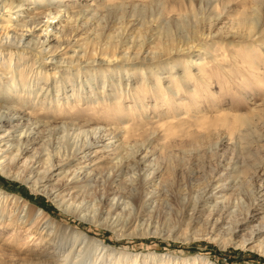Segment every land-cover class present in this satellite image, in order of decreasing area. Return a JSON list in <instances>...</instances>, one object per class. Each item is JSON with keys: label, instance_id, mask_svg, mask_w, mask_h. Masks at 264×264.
Here are the masks:
<instances>
[{"label": "rangeland", "instance_id": "374dc122", "mask_svg": "<svg viewBox=\"0 0 264 264\" xmlns=\"http://www.w3.org/2000/svg\"><path fill=\"white\" fill-rule=\"evenodd\" d=\"M60 3L72 10H83V14L85 12L77 23L78 27L74 28L76 30H72L73 26L67 28L65 35H59L58 26L64 24H59L60 17H40L42 22L48 21L53 25L54 30L48 27L49 36L46 38L45 33L41 32L42 24L34 25V31L28 32L26 36L31 41L30 45L43 40L47 50L34 65L32 58L35 59V56L30 58L29 55L25 56L28 58L24 59L23 64L28 70L41 69L50 74L61 72L66 77L60 75L61 83H58V87L53 88V84L49 86L46 97L41 99L44 107L31 108L29 104L17 99L3 102V107L15 114V117L20 115L23 125L27 124L29 117L51 125L76 122L84 124L82 127L85 129L90 126L115 129V138H100L82 161L73 164L87 168L86 172L94 169L93 175L100 180L111 174L109 181L113 182L109 191L117 192L121 190L119 183L125 182L128 164L133 161L132 151L138 149L135 156L140 159L138 168L142 185L136 190H129V184H126V192L129 190L132 199H129L131 203L125 209L121 205L111 211L110 196L108 201L103 200L101 218L92 224L65 213L38 189L33 190L18 179L0 174V189L20 197L32 210L30 217L21 222L17 220V205L9 197L3 202L0 263L33 264L46 259L53 264H71L70 259L63 261V256L69 254L71 259H75L78 250L84 245L82 235L86 234L106 245L105 248L113 249L115 256L124 254L137 257L138 264H185L187 259L195 256L206 258L209 264H264V251L255 248L259 243L264 246V230L244 247L238 246L235 241L249 237L247 227L258 224L264 216V0H63ZM191 3L193 9L190 8ZM26 5L33 9V13L43 10L35 8L33 3L27 2ZM183 15L186 16L183 17L184 22L179 23L177 18ZM13 16L11 18L16 19ZM18 17L23 20L28 18L26 14H19ZM13 23L5 31L20 35L21 28L14 27L11 25ZM202 27H212L214 37L203 44L198 43V40L178 46L179 40L193 37L194 32ZM173 40L175 42L169 45ZM173 45L176 46L169 51L168 46ZM140 46L143 52L138 57L152 58L158 63L156 66L163 64L164 67H172V60L176 56L159 60L157 56H161L160 53L174 54L189 50L188 55L194 62L192 64L190 61L188 65L189 79L179 82L180 87L172 91L167 89L170 86L168 82H171L170 73L162 71V79L149 89L148 81L143 82L137 73L129 72L126 75L122 71L120 89L113 80L119 75L103 79V75L95 69L80 71L78 74L71 72L68 66L76 62L71 65L62 64L59 68L53 64L56 58L72 56L76 61L78 59L77 63L81 67L95 65L100 59L106 58L105 53L109 55L116 51V56L123 55V58L125 50L131 52L127 58L131 61L136 58L135 53ZM183 59V56L176 59L180 66L183 65ZM201 77L206 80H201ZM104 80L106 86L102 89L101 83ZM185 87L193 91L188 92ZM91 88L96 94L94 97H100L95 106L84 100L85 97L93 96V93L88 92ZM161 92L165 94L163 98ZM78 93L81 94L80 100ZM171 96L173 103L167 100ZM165 101L166 104L162 105ZM179 104L190 109L188 114L201 110V113L209 116L218 112L230 116L219 127L200 128L194 125L196 118L188 114L184 116L183 111L177 109ZM233 115H239L240 120ZM167 121L169 124H166ZM69 130L55 137H60L62 143L70 142L79 131ZM62 135L67 136L63 138ZM55 137L53 139L44 131L38 134L31 143V151L26 154L28 159L33 151H38L35 154L37 156L43 152V141L50 143L51 139L49 146L55 145ZM124 140L126 143L120 144ZM82 154L80 151L77 157ZM17 165L21 166V162ZM36 165L30 161L28 163V167ZM154 169L153 179H144L143 175ZM62 175L55 171L47 183V189L57 191L63 187ZM209 182H216L217 187L203 196L202 189ZM87 187L81 183L78 188L71 186L62 193L65 199L76 202L81 200L82 205L91 206L94 200L100 198V192L97 191L100 186L97 185L96 190L85 194ZM213 197H222L228 210L234 209V212L237 211L236 206L244 207L250 202L254 203L253 216L249 222L228 235L235 243L223 246L220 239L212 238L214 235L227 237L224 234L230 227L228 221L217 223L213 235L206 234L211 228L206 223L207 208ZM36 209L44 211L61 226L52 233L43 229L45 218L37 217ZM11 210L15 211L11 213ZM108 211L112 213L109 218L106 215ZM105 217L108 222L115 218L119 225L125 223V229L120 231L119 225H103L101 220ZM94 243L85 246L86 250L80 259L92 260L99 255L96 264L116 263L109 251H99ZM122 264L134 263L124 261Z\"/></svg>", "mask_w": 264, "mask_h": 264}, {"label": "bare ground", "instance_id": "6f19581e", "mask_svg": "<svg viewBox=\"0 0 264 264\" xmlns=\"http://www.w3.org/2000/svg\"><path fill=\"white\" fill-rule=\"evenodd\" d=\"M61 1H63V0H4L0 4V31H2L0 33V99H3V101L0 100V174L18 179L21 182L28 185L29 187H31L33 190L38 189L42 193L49 196L51 198V200L55 203V205L59 209L64 211L65 213L74 215L79 220L90 221L92 224H96V222H98L99 219L101 218L100 207H104V201L103 200L107 199V201H108L110 199L109 203L110 202L111 203H110L109 208L111 211L115 210L116 207H120L121 205H124L123 209H125V207L131 203V201H129V199H132L131 193L128 191L130 189L136 190L137 188H140V186L142 185V183L140 181L141 175L139 173V168H138L140 165V159H137L135 156V155H137L138 149H136V150L134 149L132 151L131 156H132L133 161H131V163L128 164L130 167L128 166L127 171L125 172V174H126L125 182L121 181L119 183L121 190H119L117 192H115V191L111 192V191H109L110 185H112L111 183L113 182V181H111V182L109 181L111 174H108V176L106 178H104L103 180L102 179L100 180V178L93 175L94 169L93 170L89 169L88 172H86L87 168L77 167L73 163L78 161V160L82 161L81 159H84L87 156V154L91 152L90 151L91 146L95 143H98L100 138L101 139L104 137H108V139L115 138L116 137V135H115L116 130L115 129L112 130V129H108V128L101 127V126H90L89 128L85 129L82 127L84 124H78L76 122H62L61 124L59 123V124L51 125L47 122L41 123L38 120L29 119V117H27V124L23 125V124H21L22 123L21 122V116L16 114L17 117H15V114H11V112L8 109H6L5 107H3L4 105L2 104L3 102H7V100L10 101L12 99H17L18 101H21L22 103L29 104V106L31 108H35V106L44 107V105H43L44 103H43V101H41V99H44L46 97L47 92H49V90H50L49 86L51 85V87H52V84H53V88L58 87V83H61L59 80L60 75L66 77V75L64 73H61V72L59 74H56V72L54 71L52 74H50L47 72H42L41 69H40V71H35L34 69H33L34 71L32 69L28 70V68L25 67V65L23 64L24 59L28 58L25 56L29 55L30 58L35 56V59L32 58V61H33L32 64L34 65L36 62H38L44 56L45 51L47 50V47L44 45L43 40L42 41L38 40L37 42L35 41L36 42L35 45H30L31 41L27 40V36H26V35H28V32L34 31V27H35L34 25L38 26V25L42 24L41 32L45 33L46 38H47V36H49V31L47 30V28L52 27L51 30H54L53 25L49 24L48 21L42 22V20H40V17L44 16V17L49 18V19L60 17L59 21H58L59 24H61L62 22H64V24L58 26L60 29V30L58 29L59 35L64 34L67 28H72V26H73V28H72V30H73L74 28L78 27L77 23L79 20H81L80 17L84 16L85 12L83 14L82 13L83 10L82 11H79V10L76 11V10H72L68 6H62L60 3ZM27 2L31 3V4L33 3L35 8L40 7L43 10L41 9L42 11L39 13H33L32 12L33 9L29 8L26 5ZM190 8L193 9L192 3H191ZM193 11L194 10H192L191 12H193ZM19 14L20 15L26 14L28 16V18L26 20L20 19L18 17ZM12 15H14L16 17V19H14V18L12 19L11 18ZM183 17H186V16L183 15V16H180L177 18L179 23L184 22ZM11 22H15V23L11 24L14 27L19 26V28H21L20 31H22V33L20 35H16V34H12V33L10 34L8 31H5L7 28H9V25ZM249 25L250 24H248V26ZM74 30H76V29H74ZM194 30H196V29H194ZM70 32L72 33V31H70ZM250 32H252V30ZM71 33H70V35H71ZM71 37L72 36H70V38ZM210 37H214V35L212 34V27H208V28L202 27V28L198 29L196 32H194L193 37H185V38L182 37L184 39L178 41V46L180 47L182 45L194 43L198 40H199L198 43L202 42V44H203L204 42H208V39H210ZM59 42H60V40H59ZM170 42L171 43L168 42L169 45L174 43L175 40L170 41ZM66 43H68V42H66ZM163 45L165 46V44H163ZM174 46H176V45H173L172 47L168 46L169 48H167V49H169V51H170V50H172V48ZM142 48L143 47L140 46L138 51L135 50L136 51V53H135L136 58H133V60H131V61L129 59H127L128 55L131 52L129 53V50H127V51L125 50L126 54L124 53L123 58H125L127 60V61H124L126 63L123 62V60H125V59L121 58L123 55L121 57L116 56V53H115L116 51L115 52L113 51L112 53L110 52L111 54H109V55H107V53H105L106 58L100 59L95 65L94 64H92V65L87 64L86 66L81 67L80 63L79 64L77 63L78 59L76 61L72 56L71 57L56 58L53 64H55L54 66L56 68H59V67H62V64L71 65V64H74V62H76V64H74L73 66H68L71 72L75 71L76 74H78L80 71H86L87 72L90 69H95L98 74L100 73L103 75V79H106L107 77L113 76L115 74L119 75L117 78H115L113 80L117 83L116 87H118L120 89H121L120 74L122 73V71H125L126 75H128L129 72H132L135 74L137 73L136 75L139 78H141V80L143 82L146 83L148 81L147 84H148L149 89H151V87L156 86L157 83L162 79V77H163L161 74L162 71L170 73L169 77L171 79V82L170 81L168 82L169 83L168 85H170V86H168L167 89H170L172 91L176 90L178 87H180V86H178L179 82L186 81L189 79L188 78L189 77L188 76V68H189L188 65H189L190 61L192 64L194 63L191 60V56L188 55L189 50H187V51L182 50L180 52H175L174 54H172L171 52L160 53L161 56H157L158 57L157 59H159V60H160V58L171 59L175 56H176L175 57L176 59H177V57H181V56H183V58H184L183 59V65H181V66L178 64V60H176L174 58L172 60V62L174 63L172 67L170 65H168L167 67H164L163 64L156 66V64H158V63L154 62V59H152V58L138 57L139 54L143 52ZM54 49H56V48H54ZM51 50H52V47H51ZM112 50H113V48H112ZM83 52H84L83 55H85L86 50L84 49ZM154 53H152V55H154ZM156 54H158V53H156ZM47 58H49V57H47ZM118 58H119V60H118ZM120 58L123 60H121ZM155 58H156V56H155ZM93 61H97V60H93ZM159 63H162V62L159 61ZM70 67H72V68H70ZM146 70H148V71H146ZM196 76H198V75H196ZM201 80L205 81L206 78L203 77V79H202V77H201ZM48 81L50 83L47 84ZM45 84H47L46 87H44ZM105 86H106V82L104 80L101 83V88L104 89ZM61 87H62V85H61ZM188 88L189 87H185V89L188 92L190 90L193 91L192 89H190V88L188 89ZM43 89H44V91H43ZM96 89L97 88H95V90ZM42 91L43 92L46 91V92L43 94ZM88 92H90V94L93 93V96L90 95L89 97H87V98L85 97V99L84 98L83 99L85 100V102L89 103L91 106H95L97 100L100 97L99 98L94 97V95H96V94L94 92V89H92V88L89 89ZM156 93H157V91H156ZM163 93L164 92H161V94H160L161 97L162 96L164 97L165 94H163ZM100 94H102V92H100ZM42 95H43V97H42ZM192 95H194V94H192ZM192 95H190V97H193ZM80 96H81V94L78 93V95H77L78 100L81 99ZM112 96H114V95H112ZM40 97H42V98H40ZM101 99H104V97H101ZM159 99H160V97H159ZM167 100H168V102L172 101L171 103H173L174 99L171 96V98L170 99L168 98ZM166 102L167 101L163 102L162 105L166 104ZM56 103H58V102H56ZM13 104H14V102H13ZM177 107H178L177 109H179L180 111L181 110L183 111L184 116H187L188 112L190 111V109L185 107L184 104H182V105L179 104V106H177ZM14 108H16V107H14ZM143 112H144V110H143ZM201 112H202L201 110H196L194 113L188 114L189 117L196 118V120L194 121V125L197 127H200V128H202V127L203 128H205V127L206 128H211V127L216 128V126L219 127V125L225 124L228 120V116H230V114L222 113V112L221 113L218 112V114L212 115V116L205 115L204 113H201ZM233 116L236 119L240 118L239 115H233ZM14 122H15V124H13ZM159 124H161V123H159ZM166 124H169V122L167 121ZM13 128L15 130L11 131V129H13ZM68 129H70L69 132L70 131L71 132L79 131L78 132L79 134L76 133L77 136H74L73 138H71L70 142H67V143L63 142L62 143L60 141V137H58V136L55 137V135H58L59 133H62V132L64 134H66L68 132ZM42 131L47 132L48 136H51L53 139L55 137V139H56L55 145H53L52 147L49 146V144L52 141L51 139H50L51 141L49 140L50 143L43 141L41 143L43 146V148H42L43 152L41 154H38V156H37L35 154L38 153V151H33L31 153L32 154L31 158L29 157L30 159H28V156H26V154L28 152H30L32 149L31 143L37 138L38 134H40ZM13 132H17V134L14 135ZM232 132H230V133L232 134ZM35 134H37V135H35ZM141 134H136V135L141 136ZM66 136L62 135L63 138H66ZM69 137H70V135H69ZM47 138L49 139V137H47ZM135 142H137V139H135ZM122 143L124 145V143H126V141L125 140L120 141V144H122ZM217 145L218 144H216V146ZM80 151L83 154H82V156L77 157L78 156L77 154ZM39 153H40V151H39ZM122 157H123V155H122ZM37 160H39V163L37 162ZM29 161L32 163H37L36 167L35 166L34 167H28ZM20 162H21V166L20 165L18 166L17 164ZM119 162H120V160H119ZM70 167H72V168L70 169ZM55 171L60 172L61 174L63 173L62 179L64 180L63 187L58 188L57 191L54 189H51V190L47 189V183H48V181H50V178L53 177V175L55 174ZM154 175H155V169L152 170L151 172H149L148 174L143 175V177H144V179L149 178V177H152V179H153ZM81 183H84L85 185L88 186L86 188V190L84 191V192H86L85 194H88V193L92 192L93 190H96L95 187L97 185L100 186L97 189V191L100 192V198H97V199H99L97 201L91 200V201H93L91 206H89L87 204L82 205L81 200L76 202L75 200H70L68 198L65 199V196H64L65 194L62 193L64 190L71 188V186H73L74 188H78V186H80ZM127 183L129 184V188H128L129 190L126 192L125 188H127V185H128ZM215 185H216V182L215 183L209 182L205 186V188L202 189L203 190L202 195L205 196L208 192L213 191L217 187ZM68 194H70V193H68ZM109 196H110V198L108 199ZM8 197L10 198L11 201H13L17 205V209H15V210H17V215H18L17 220L19 219V220H21V222L25 221L24 219L27 218L32 213V210L30 209L29 205L24 200H22L20 197H17L14 194L7 193L6 191H4L2 189H0V219L4 218V212H2L1 206H2L3 202L6 200V198H8ZM224 203L225 202H224V199H222V197L220 199L215 197L212 201H210V204L207 208L208 211L206 214V223L208 224V226L211 227L210 231H208L206 234L210 233L213 235L214 231L216 230L217 223H222V222L226 223L227 221L229 222L230 227L227 228V231L224 234V235H227L226 238L225 237H219L216 235H214V237H212V235H209V237H212L213 239H216V238L220 239L219 241L223 246L227 245L228 243H235L234 240L231 238V236H228V235H231V233H232V231H234V229H238V228H240V226H244L247 222H249L250 218H252V216H253L252 212L254 209V203L250 202L248 205H245L244 207L243 206H239V207L236 206L237 211L234 212V209L232 211H229L228 210L229 207H227ZM19 208H20V210L18 211ZM240 209H243V210L241 211ZM15 210H11V213H13ZM131 210H133V209H131ZM35 211H36L37 217H40L41 219L45 218V222H44L45 226L43 229L46 228V230L49 231V233L55 232L58 229V227L61 226L54 219L48 217L47 214L44 213V211H42L41 209H36ZM110 214H112V213L110 211H108V213L106 214V215H108V217L107 216L106 217L109 218ZM106 217L101 220V223L103 225H106V224L109 225L110 224V226L116 227L117 225L120 224V223H118L117 219H115V218H112L111 221L108 222V221H106ZM10 219H11V216L9 217V220ZM119 227H120L119 229L121 231V230L125 229L126 224L124 223L122 225H119ZM247 229L249 230V237H242L239 240H235L237 242L238 246L244 247V246L252 243L255 235L261 233L264 230V216H263V218H261V220L259 221L258 224L254 225V226L247 227ZM82 242L84 245L82 247H80V249L78 250V253H77V256L75 257V259H71L69 254H68V255L63 256V261L70 259L69 262L71 264H96L99 255L96 256V258L92 259V260L88 259V260L83 261L82 259H80L81 255L86 250L85 246L87 244H91V243L95 242L99 251L104 250V252H108V251L110 252L109 253L110 256H112L116 260L115 264H122L124 261H130L131 263L138 264V260H137L138 258L137 257L131 256V255H124V254H120L118 256H115L113 249L108 248V247L105 248L106 245H104L103 243H101L97 240H94L92 237H90L86 234L82 235ZM255 248H257L259 251H264V246L261 243L257 244L255 246ZM54 255H57V254H54ZM205 260H206V258H204V257L195 256L193 258L187 259L184 263L185 264H209L210 263L209 261L206 262ZM0 264H2V263H0ZM33 264H53V263L49 262V260L46 261V259H45V260H38V261H36V263L33 262ZM144 264H150V263H144Z\"/></svg>", "mask_w": 264, "mask_h": 264}]
</instances>
